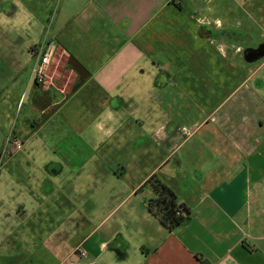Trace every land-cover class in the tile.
Instances as JSON below:
<instances>
[{"label":"crops","instance_id":"1","mask_svg":"<svg viewBox=\"0 0 264 264\" xmlns=\"http://www.w3.org/2000/svg\"><path fill=\"white\" fill-rule=\"evenodd\" d=\"M263 19L264 0H57L46 39L68 63L49 87L28 71L10 128L45 159L3 164L0 264H264ZM155 175L190 210L173 231Z\"/></svg>","mask_w":264,"mask_h":264},{"label":"rangeland","instance_id":"2","mask_svg":"<svg viewBox=\"0 0 264 264\" xmlns=\"http://www.w3.org/2000/svg\"><path fill=\"white\" fill-rule=\"evenodd\" d=\"M56 6L57 0H0V172L6 170L3 166L5 160L15 155L16 159H18L10 165V171L13 173L34 171L35 163L33 162L45 159L43 154L37 153L42 151L39 147L29 149L26 146L23 152L9 155L4 153V146L8 134L10 132L16 134L15 131H11L12 123L17 120L19 121L18 126H21L25 110L21 114V109H18V103L23 93L28 95L31 91L28 89V71L33 63V54L31 52L35 46L41 45L42 41L46 39L47 23L50 22ZM262 24H264V19ZM262 32L264 33V27ZM50 37L47 39H50ZM260 38H264V36L258 35L257 39L259 40ZM51 40L53 39H50L49 42L56 46L57 42ZM44 42L46 43V41ZM254 55L258 57L260 53H248V56H251L252 59ZM263 59L257 62V65H251V68L247 70L248 75L250 74L252 77L260 79L264 84V64L261 66V63L264 62ZM52 63H68V61L66 57H62L61 52L55 51ZM17 64L25 67V71L15 80L14 67ZM38 138L40 140L43 137L38 136ZM109 151L113 152L117 160V154H115L114 149L106 152L109 154ZM28 156L34 158V161H28L29 164L23 163V158L20 157ZM101 168L104 171V167ZM22 182L25 185L32 183L31 180H23ZM49 214H52L55 220L68 219V217L71 220L75 219L72 213L63 211L49 212ZM89 214L88 209V216ZM55 229L56 231H68L67 228L62 227H56ZM38 230L40 232L47 231L43 227ZM72 231L73 226H71Z\"/></svg>","mask_w":264,"mask_h":264},{"label":"trees","instance_id":"3","mask_svg":"<svg viewBox=\"0 0 264 264\" xmlns=\"http://www.w3.org/2000/svg\"><path fill=\"white\" fill-rule=\"evenodd\" d=\"M70 60L78 64L73 57ZM146 185H151L156 195L148 201L149 209L156 214L162 225L171 231L182 226L188 219L190 210L185 205L178 203L175 192L157 175L150 178Z\"/></svg>","mask_w":264,"mask_h":264},{"label":"built area","instance_id":"4","mask_svg":"<svg viewBox=\"0 0 264 264\" xmlns=\"http://www.w3.org/2000/svg\"><path fill=\"white\" fill-rule=\"evenodd\" d=\"M55 49L52 48L51 42L46 41L41 45L35 46L32 50L33 54V69L32 74L34 81L39 86L49 87L52 85V77L50 75V69L52 59L54 57ZM24 146V143L20 138L10 132L6 137L4 153L14 155L20 151ZM81 255L85 257L87 255L85 250L80 251Z\"/></svg>","mask_w":264,"mask_h":264},{"label":"water","instance_id":"5","mask_svg":"<svg viewBox=\"0 0 264 264\" xmlns=\"http://www.w3.org/2000/svg\"><path fill=\"white\" fill-rule=\"evenodd\" d=\"M70 64L74 67V69L80 74L82 75V71H84V69H82L76 62H73L72 60L69 61Z\"/></svg>","mask_w":264,"mask_h":264}]
</instances>
